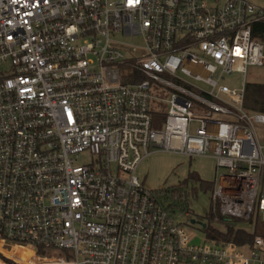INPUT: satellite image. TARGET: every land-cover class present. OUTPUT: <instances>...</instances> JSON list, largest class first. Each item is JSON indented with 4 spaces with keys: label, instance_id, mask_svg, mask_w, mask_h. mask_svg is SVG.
<instances>
[{
    "label": "built area",
    "instance_id": "built-area-1",
    "mask_svg": "<svg viewBox=\"0 0 264 264\" xmlns=\"http://www.w3.org/2000/svg\"><path fill=\"white\" fill-rule=\"evenodd\" d=\"M261 24L247 0H0V253L264 264L260 236L190 246L165 190L137 177L157 152L212 158L214 210L264 221V112L245 107Z\"/></svg>",
    "mask_w": 264,
    "mask_h": 264
},
{
    "label": "rangeland",
    "instance_id": "rangeland-1",
    "mask_svg": "<svg viewBox=\"0 0 264 264\" xmlns=\"http://www.w3.org/2000/svg\"><path fill=\"white\" fill-rule=\"evenodd\" d=\"M256 7L264 9V0H247ZM137 43L141 40L137 39ZM242 75L234 74L229 78V84L232 87H236V83H232L231 80H241ZM247 87H248V98L257 101L251 96L253 87L257 85H264V65L263 66H252L247 69L246 75ZM238 86L240 83L238 82ZM258 102V101H257ZM264 107V102H258V108L250 109L246 106V109L252 113H262L261 109ZM226 170L222 169L219 173H224ZM191 172H196L200 177L208 182L215 181V160L202 157L190 160L188 157L166 152H157L149 155L140 164L137 170V177L144 184V186L150 190H163L166 192H182L187 196V202L190 208L189 216H184L182 212V203L167 194L164 196L163 201L169 206L171 213L178 217L180 212L183 215L179 218L180 222L185 224L188 243L190 246L200 247L208 244V239L203 232V226L208 224L207 215L210 213L211 208L213 209L212 202V190L203 191L199 186L195 194H193L192 189L196 188L192 183L188 187L183 186V184L188 181L189 174ZM179 186V188H178ZM181 187V188H180ZM178 188V189H177ZM192 221L194 223L192 224ZM213 228L219 231H225V225L217 221L210 224ZM236 228L244 229L249 232L254 231L253 224L248 221H240L236 223ZM11 252V251H9ZM15 252V251H14ZM27 255V253H25ZM30 255V252H29ZM25 256V259L29 258ZM19 257V256H17ZM4 260L7 264H17L11 257L0 253V259ZM191 264V263H183Z\"/></svg>",
    "mask_w": 264,
    "mask_h": 264
},
{
    "label": "trees",
    "instance_id": "trees-1",
    "mask_svg": "<svg viewBox=\"0 0 264 264\" xmlns=\"http://www.w3.org/2000/svg\"><path fill=\"white\" fill-rule=\"evenodd\" d=\"M255 36L260 38L262 42L264 43V24L258 25L255 28ZM251 96L256 99L258 102L263 101L264 102V85H257L253 87ZM245 107L247 106L250 109H256L258 108V102L251 100V98H248V87L246 89V97H245ZM264 110V107L261 109ZM189 180L186 181L183 186L188 187L190 183H192L196 188L192 189L193 194L197 192L198 186L203 190H212L213 189V182H208L203 180L200 175L196 172H191L189 174ZM179 188V186H178ZM177 188V189H178ZM181 188V187H180ZM166 192V189H163ZM175 191V190H174ZM166 192L167 194H171V196L174 198V200H177L179 203H182V208L184 210H189L188 202H187V196L183 194L182 192ZM207 221L208 224L203 227V232L207 236L208 240L211 241H217V242H233L236 245L239 246H245V245H253L254 238L256 236H260L264 239V221L259 216H255L250 223L253 224L254 231L249 232L244 229L236 228V223L240 222L242 220L239 219H229V218H223L221 217L217 211L211 208L210 213L207 215ZM214 221H217L221 224H224L225 231H219L218 229L213 228L210 224Z\"/></svg>",
    "mask_w": 264,
    "mask_h": 264
},
{
    "label": "water",
    "instance_id": "water-1",
    "mask_svg": "<svg viewBox=\"0 0 264 264\" xmlns=\"http://www.w3.org/2000/svg\"><path fill=\"white\" fill-rule=\"evenodd\" d=\"M194 223V221H192V224ZM203 227H205V225L203 226Z\"/></svg>",
    "mask_w": 264,
    "mask_h": 264
},
{
    "label": "bare ground",
    "instance_id": "bare-ground-1",
    "mask_svg": "<svg viewBox=\"0 0 264 264\" xmlns=\"http://www.w3.org/2000/svg\"><path fill=\"white\" fill-rule=\"evenodd\" d=\"M29 255V253H27Z\"/></svg>",
    "mask_w": 264,
    "mask_h": 264
},
{
    "label": "crops",
    "instance_id": "crops-1",
    "mask_svg": "<svg viewBox=\"0 0 264 264\" xmlns=\"http://www.w3.org/2000/svg\"><path fill=\"white\" fill-rule=\"evenodd\" d=\"M212 159V158H211Z\"/></svg>",
    "mask_w": 264,
    "mask_h": 264
}]
</instances>
